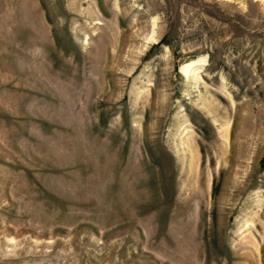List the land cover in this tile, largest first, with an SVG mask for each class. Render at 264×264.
I'll return each instance as SVG.
<instances>
[{
	"label": "rangeland",
	"instance_id": "rangeland-1",
	"mask_svg": "<svg viewBox=\"0 0 264 264\" xmlns=\"http://www.w3.org/2000/svg\"><path fill=\"white\" fill-rule=\"evenodd\" d=\"M0 264H264V0H0Z\"/></svg>",
	"mask_w": 264,
	"mask_h": 264
},
{
	"label": "bare ground",
	"instance_id": "bare-ground-1",
	"mask_svg": "<svg viewBox=\"0 0 264 264\" xmlns=\"http://www.w3.org/2000/svg\"><path fill=\"white\" fill-rule=\"evenodd\" d=\"M152 34V33H151ZM150 42L154 40V37L151 36L149 39H148ZM203 63V59H197V60H192V61H189V62H186L184 64H182L179 68V73H181L182 75H184L185 77H189V76H192L194 75V71H195V68L197 66H199L200 64ZM225 131V130H224ZM223 131V132H224ZM223 145V142L221 143ZM222 145L220 146L219 144V149L221 150L222 149ZM194 158V157H193Z\"/></svg>",
	"mask_w": 264,
	"mask_h": 264
}]
</instances>
